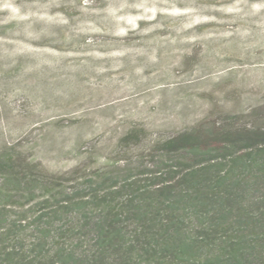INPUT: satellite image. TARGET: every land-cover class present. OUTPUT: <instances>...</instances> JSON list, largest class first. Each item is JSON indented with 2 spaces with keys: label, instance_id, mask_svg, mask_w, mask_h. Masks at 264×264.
I'll return each mask as SVG.
<instances>
[{
  "label": "rangeland",
  "instance_id": "rangeland-1",
  "mask_svg": "<svg viewBox=\"0 0 264 264\" xmlns=\"http://www.w3.org/2000/svg\"><path fill=\"white\" fill-rule=\"evenodd\" d=\"M213 121L264 127V0H0V148L70 177Z\"/></svg>",
  "mask_w": 264,
  "mask_h": 264
},
{
  "label": "trees",
  "instance_id": "trees-1",
  "mask_svg": "<svg viewBox=\"0 0 264 264\" xmlns=\"http://www.w3.org/2000/svg\"><path fill=\"white\" fill-rule=\"evenodd\" d=\"M0 148V264H264V127L200 123L70 177Z\"/></svg>",
  "mask_w": 264,
  "mask_h": 264
}]
</instances>
